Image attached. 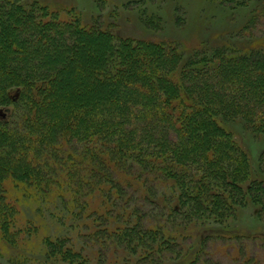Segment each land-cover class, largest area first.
Returning <instances> with one entry per match:
<instances>
[{"label":"trees","instance_id":"obj_1","mask_svg":"<svg viewBox=\"0 0 264 264\" xmlns=\"http://www.w3.org/2000/svg\"><path fill=\"white\" fill-rule=\"evenodd\" d=\"M38 6L0 0V16L4 10L14 19L17 12L27 15L22 40L31 44L14 38L17 23L0 20V107L13 108L10 120L0 118L1 232L8 236L15 224L8 180L27 193L65 189L72 213L77 209L78 219L92 223L86 228L95 244L120 246L142 260H163L168 250L198 264L206 230L215 228L207 222L234 219L247 203L264 213V175L252 176L247 152L221 123L242 118L264 135V48L248 55L215 50L185 63L177 45L117 38L85 25L74 10L61 16ZM102 40L107 53L91 62L90 89L106 81L116 87L97 91L93 105L83 94L70 101L57 63L72 59L83 42ZM14 88L21 89L17 98L9 93ZM226 95L231 101H223ZM195 224L202 229L186 245L183 231ZM47 247L54 262L46 264H89L68 239Z\"/></svg>","mask_w":264,"mask_h":264},{"label":"rangeland","instance_id":"obj_2","mask_svg":"<svg viewBox=\"0 0 264 264\" xmlns=\"http://www.w3.org/2000/svg\"><path fill=\"white\" fill-rule=\"evenodd\" d=\"M19 1L27 9L36 8V5L46 6L50 11L61 13V16H65L67 10H74L81 15L85 25L111 31L117 38L131 37L177 45L185 63L190 59L209 55L215 50H237L242 55H248L255 47H259L260 50L264 48V0ZM4 11L0 20L17 23L18 29L13 31L14 38L18 43L22 42L20 43L22 46H30L31 44L22 40L23 36H27L25 31L30 26L26 22L27 15L17 12L14 19L6 10ZM2 40L0 37V54L4 50ZM105 44L104 40L97 44L91 41L83 42L82 46L75 49L76 53L72 59L65 57L62 62L57 63L62 71L60 78L63 79V87L64 83L68 82L70 90L67 97L70 101L77 100L76 94H83L89 104L93 105L97 101V96L101 97L96 94L97 91L116 87L111 85L110 81H106L105 85L99 84L97 89H90V86H93L92 76L95 69L93 67L95 63L91 62H94L96 60L94 57H99L102 51L104 54L107 53L101 50ZM239 71L237 68L236 76L240 75L237 74ZM248 74V79L254 82L257 77L249 72ZM121 90L126 91L125 87ZM20 92V88H14L9 93L12 98H17ZM228 100L230 96L226 95L223 101ZM12 114V107H0L1 119L10 120ZM98 118L99 116H96L95 119ZM223 119L222 125L233 132L235 139L247 152L253 171L252 176L264 175V163L262 164L264 135L254 132L242 118L236 117L230 121ZM172 137L174 142L176 138L173 135ZM159 184H162L160 180ZM168 185L172 186V183ZM155 186L153 187L157 191L162 188L158 181ZM8 189L9 202L14 204L16 215L13 220L15 224L8 236L0 231V264L53 263L54 260L50 261L47 258V244L50 240L58 238L68 239L73 249L89 258V264H186L168 250L164 251L163 260L157 256L155 261H151L142 260L138 257L140 253L134 255L117 245L107 244L99 247L93 237L89 236L92 229L86 228H92V223L78 219L75 216L77 209L72 213L71 197L65 189L63 193L52 191L48 194L29 190L32 191L29 194L22 191L12 180H8ZM163 190L169 195V189ZM65 194L66 196H62ZM155 198L154 196L153 199ZM139 200L136 195L134 202ZM257 207L253 203H247L237 212L234 219H229L223 224L213 220L207 222L206 227L212 225L215 228L206 230L209 237L203 248L205 254L202 262L198 264H264V213L259 212ZM148 210L147 207L146 212ZM83 212L89 216L87 211ZM189 229L185 232L182 229L186 245L196 239L197 232L202 227L195 224L191 231ZM182 231L179 230L178 233ZM214 231L221 232L222 237L212 236L215 234Z\"/></svg>","mask_w":264,"mask_h":264}]
</instances>
